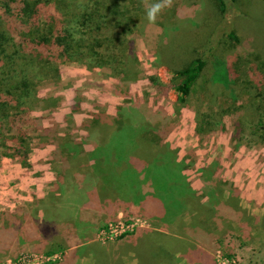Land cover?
<instances>
[{"label": "rangeland", "instance_id": "rangeland-1", "mask_svg": "<svg viewBox=\"0 0 264 264\" xmlns=\"http://www.w3.org/2000/svg\"><path fill=\"white\" fill-rule=\"evenodd\" d=\"M116 1L132 22L125 34L113 23H104L100 34L106 38L102 40L103 51L124 60L131 49L134 57L131 55L129 59L138 63L139 71L134 80L121 85L113 71L117 68L112 69L109 64L93 65L88 57L82 61L74 58L54 61L59 76L38 86V95L50 98V108L33 113L42 116L44 125L50 129L49 136L41 139L32 132L34 145L26 164L11 157L0 162V264H139L131 248L120 253L124 245L117 243L120 240L124 243L126 236L136 228L163 230L166 224L154 208L142 210L139 207L131 185L133 172L128 170L126 186L117 190L115 197L100 199L95 193L91 199L89 191L96 187L95 179L74 180L79 175L74 177L70 171L68 178L59 182L54 150L63 138L71 135L74 141L91 151L96 147L91 141H97L98 128H93L97 124L96 115H118V110L123 116L138 114L128 132L140 131L148 106L165 112L161 123L169 128L164 138L168 147L165 152L167 183L155 174V187L150 190L143 182L140 193L148 190L156 193L157 190L166 195L173 189L180 196L192 194V201L181 212V217L189 224L191 215L196 214L203 225L194 232L187 228L184 236H180L209 253L211 264H264V146L234 139L232 130L239 131V122L233 124L230 118V106L246 99L253 90L236 93L232 99L231 92L226 98L201 99L198 96L201 87L195 83L186 102L181 104L176 91L171 89L159 95L147 79L151 74L158 75L165 83L173 79L170 68L175 62L164 53V48L170 47L164 44L166 32L173 26L193 25L195 14L207 0H173L172 6L165 9L154 24L145 19L144 0ZM213 34L207 37V43L186 47L190 54L204 53L209 58L204 84L213 78L225 80L226 65L238 66L251 78L248 71L264 63L263 9L254 17H247L232 0H227V10ZM132 37L134 42L130 43ZM211 42L217 46L216 54L209 47ZM251 48H257L258 52ZM259 73L260 70L253 75ZM245 77L242 75L241 79ZM259 77L264 81V73ZM233 98L238 100L233 101ZM201 115L205 118L199 123L198 120L203 119ZM202 123L204 128L199 127ZM209 126L213 129L209 130ZM116 132L114 130L105 143L110 144ZM66 149L69 153L77 150ZM205 170L212 172L209 178L213 175L220 178L216 181V190L205 187L215 197L222 194L218 203L211 204V208L213 203L214 208H220L221 218L215 219L211 209L208 215H200L196 207L203 193ZM175 181L177 185L172 187ZM81 186L87 195L83 196ZM226 197H232L231 205L238 209L234 211L222 205ZM200 199L206 203L213 197L209 195L207 199L203 195ZM90 200L93 204L88 203ZM164 202H169V194ZM79 214H82L81 219L76 221ZM166 232L170 231L166 229ZM198 259L200 257L196 261ZM186 261L180 257L176 263L190 264Z\"/></svg>", "mask_w": 264, "mask_h": 264}, {"label": "trees", "instance_id": "trees-1", "mask_svg": "<svg viewBox=\"0 0 264 264\" xmlns=\"http://www.w3.org/2000/svg\"><path fill=\"white\" fill-rule=\"evenodd\" d=\"M232 1L243 16L254 17L262 9L264 12V0ZM226 10L227 0H207L195 14L193 25L170 28L166 32L164 43L170 47H165L164 53L175 62V66L170 68L173 79L165 83L156 74L149 75L147 79L159 95H165L171 89L176 91L177 100L181 104L186 102L190 88L195 83L201 87L202 91L198 93L201 99L221 96L226 98L229 92L232 99V96H237L236 93L252 89L246 99L230 106L233 124L239 122V131L234 128L232 132L234 139L240 140L239 143L245 140L246 143L264 146V81L259 79V75L264 73L261 70H264V63L261 67L255 66L248 71V74L251 72V78L238 66L226 65L228 76L225 80L207 79L204 84L209 58L204 53L190 54V50L186 48L196 43H207V37L214 36L213 31ZM107 22L113 23V26L125 34L132 18L116 0H0V162L5 157H11L26 164L34 145L33 136L38 135L41 139L49 136L50 129L44 125L42 116H34L33 113L44 112L50 108V98L40 97L38 86L43 81L59 76L58 68L54 64L56 59L74 58L82 61L88 57L94 62L93 65L109 64L112 69L116 67L113 71L121 85L134 80L139 69L138 63L129 59L131 55L134 57L131 49L128 51L130 55L124 60L103 51L102 40L105 41L106 38L100 34L105 28L103 24ZM133 40L132 37L130 43ZM209 47L216 54V44L211 42ZM256 49L251 48V51L258 52ZM222 54H225L223 48ZM216 67L217 65L212 69L215 70ZM259 70L258 76L253 75ZM242 75L246 77L241 79ZM237 100L233 98V101ZM146 108L147 116L143 114L146 119L140 123L142 128L140 131L133 130V133L128 132V129L133 127V118L139 116L136 113L123 116L118 110V115H96L94 120L97 124L93 128H98L97 141H91L92 146L96 147L87 151L82 143L67 135L54 150V158L57 160L60 183L68 178L70 171L74 177L79 175L74 180L86 177L95 179L96 187L89 191L91 199L95 193H98L100 199L112 195L115 197V192L126 186L128 170H131L134 174V179H131L135 191L133 196L138 199L139 207L142 210L154 208L166 225L163 230L136 228L126 236L124 243L121 240L117 243L124 245L119 252L123 253L131 248L139 264H144L146 257L158 264H173L176 253L188 256L195 251V246L181 237L184 236V230L190 228L194 232L203 224L198 222L196 214L191 215L189 224L181 217V212L192 201V194L180 196L173 189H169V202L165 204L164 198L168 194L162 195L155 188L156 193L149 190L147 193H140L143 182L147 183L150 190L155 187V174L164 178L167 183L165 174L168 162L165 152L168 147L164 138L169 128L161 123L164 120L161 115L165 116V112L149 106ZM201 118L203 119H199V123L204 121L205 115H201ZM213 126L208 129L212 130ZM199 127L204 128L205 124L202 123ZM114 130L117 132L111 143H105ZM34 131L35 135L32 134ZM66 147L77 150L69 153ZM210 170L204 171L203 193L196 207L203 216L208 215L211 209L217 219L221 218L220 208H214V203L211 208V204L218 203L217 199L222 198V194L215 197L208 193V189L216 190V181H220V178H215L214 175L209 178L212 173ZM174 185H177L176 181L172 182V187ZM81 188L83 189L82 186ZM86 193L84 190L83 196ZM203 195L207 199L210 195L213 199L203 203L200 199ZM228 197L221 204L235 211L238 207L231 205L232 197ZM77 199L80 201L78 196ZM88 203L93 204L92 200ZM81 216L82 214L76 216V221H80ZM166 229L170 232H166Z\"/></svg>", "mask_w": 264, "mask_h": 264}, {"label": "clouds", "instance_id": "clouds-1", "mask_svg": "<svg viewBox=\"0 0 264 264\" xmlns=\"http://www.w3.org/2000/svg\"><path fill=\"white\" fill-rule=\"evenodd\" d=\"M172 4L173 0H144L145 19L154 24L157 17Z\"/></svg>", "mask_w": 264, "mask_h": 264}, {"label": "crops", "instance_id": "crops-1", "mask_svg": "<svg viewBox=\"0 0 264 264\" xmlns=\"http://www.w3.org/2000/svg\"><path fill=\"white\" fill-rule=\"evenodd\" d=\"M189 243H190V241H189ZM180 257L185 258L187 260L186 262L187 263L189 262L190 264H211V261L208 260L209 253H207L206 251H203L202 249H198L196 246H195V251L193 253H190L188 256H183L181 253L180 254L176 253L175 257H174L173 264H177L176 260L178 258H180ZM197 257H200V259H198L196 261ZM160 263H164V262L160 261ZM144 264H158V263L156 261H153L150 258L146 257V260L144 261Z\"/></svg>", "mask_w": 264, "mask_h": 264}]
</instances>
